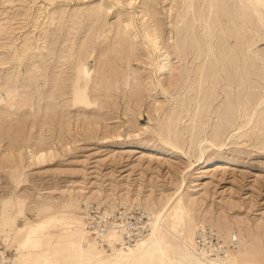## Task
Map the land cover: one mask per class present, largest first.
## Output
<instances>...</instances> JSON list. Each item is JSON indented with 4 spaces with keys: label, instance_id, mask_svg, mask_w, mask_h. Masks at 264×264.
I'll return each instance as SVG.
<instances>
[{
    "label": "rangeland",
    "instance_id": "374dc122",
    "mask_svg": "<svg viewBox=\"0 0 264 264\" xmlns=\"http://www.w3.org/2000/svg\"><path fill=\"white\" fill-rule=\"evenodd\" d=\"M129 1L0 0V264L44 262L42 254L47 248L56 252L53 262L44 264H78L77 258L65 253L69 243L65 235L76 228L78 218H82L87 238L95 242L97 250H103V255L111 253V246L102 236L108 230L119 231L121 241L112 245L128 252L150 233L151 206L155 204L159 209L168 198H180L190 210L186 220L194 225L192 239L196 231L198 252L204 249L212 260H225L227 253H233L238 264H264V72L251 75L253 92L248 89L246 97L255 98L254 103L246 113L243 107L237 108L236 125L217 142L225 143L220 150L204 139L210 140L213 134L217 118L212 111L224 103V84L216 89L218 99L201 123L203 143L189 130L196 106L193 100H188L182 112L184 119L175 127L177 138L164 133L161 127L166 119L162 112L179 109L177 105L185 96L194 97L190 82L194 69L206 58L197 60L189 55L182 60L184 57L175 58L171 53L173 68H180L183 76L190 78L179 92L163 94L159 83L169 74H160L156 67L159 60L143 30L144 25L153 24L163 44L173 52L176 44L183 42L175 33L183 24L172 22L170 12L175 15L176 9L171 7L181 0H147L145 4L133 0L132 5ZM102 2L106 7L99 15L106 26L93 32L89 13ZM141 12L146 14L144 19ZM120 19H134L136 38L128 34L126 54L134 50L138 59L123 64L125 83L118 81L112 91H92L90 78L100 80L94 64L97 51L114 41V26ZM260 29L255 22L253 26L245 25L249 39L263 38ZM92 32L94 40L85 52L90 56V65L85 67L80 60L73 75L74 93L79 99L73 102L71 91L54 100L42 99L36 91H43L47 85L42 77L33 83V88H23L28 83L29 70L43 76L56 71L48 66L56 59L43 60L39 53L54 47L57 56L70 41L79 44ZM51 35L58 41L46 46ZM255 45L246 48L244 55L263 68L264 39ZM8 82L16 88L9 97ZM86 92L91 94L89 100ZM133 92L137 94L135 98L131 96ZM25 94L30 98L26 105H5L9 99H23ZM147 145L171 154L145 153L141 146ZM198 147H202L204 155ZM218 155L229 159L207 167L198 177L199 168L205 166L203 160ZM183 234L190 244L185 229ZM179 237L177 234L170 238V244L185 249Z\"/></svg>",
    "mask_w": 264,
    "mask_h": 264
},
{
    "label": "bare ground",
    "instance_id": "6f19581e",
    "mask_svg": "<svg viewBox=\"0 0 264 264\" xmlns=\"http://www.w3.org/2000/svg\"><path fill=\"white\" fill-rule=\"evenodd\" d=\"M132 1L133 0H130L128 4L130 5L131 3H134ZM142 1L144 4L148 3L147 0ZM51 2H53V0H51ZM116 4L118 3L116 2ZM99 5L97 8L93 9V12L91 11L89 13L88 17L92 27H94L93 32L101 30L106 26L104 18L101 17L102 19H100L99 15L102 12L101 9L106 7V5L104 2ZM174 7L176 9V13L175 15H171L172 13L170 12L171 21L177 23L181 22L183 24L175 32L178 33L176 35H180L183 38V42L177 43L173 52L169 51V46H165L163 44L158 34V29L153 24L144 25L143 30L147 39L152 44L151 46L154 50L153 52L159 60L160 64L156 67H159L160 74H169V76L164 77L161 82L159 81L161 89L160 91H163V94L164 92L169 93L171 90H176L179 92L185 88L186 81L188 78H190L189 75L185 78L180 68H173L170 58L171 53L175 56V58H179L180 56L184 57L182 60H185V58L187 56L189 57V55H193L197 60L204 57V59L206 58V61L194 69V78L191 80V84L189 86L190 89L195 91L193 95L194 97L191 99L190 97L185 96V98L182 99L177 105L179 109H172L168 112H162L164 118L166 119V124L162 125L161 128L164 133H172L175 135V132L177 131L175 129L176 125L181 119H184L182 112L184 109H187V104H189L188 100H193L196 106L195 110L193 108V112L191 114V126L189 130L191 133H193L192 136H195V133L197 138H199V142H201L203 140V136L200 137V134L204 131L202 128L203 124L201 125V123L204 121L205 116L208 115L207 113L210 111V106L218 99L216 89L224 84L225 88L222 89V93L225 98L224 103L212 111V113L217 118V123H214L215 125H213L215 127L212 131L213 134L211 139L208 140L207 137L204 139L205 143L215 146V148L217 147V150H220L219 148H221L225 143L221 145L217 142L222 139V134L224 135L228 128H232L236 125L237 108L240 106L243 107L245 109L244 113H246L247 109H249L248 107L254 103L255 98L252 99V97H246V91L248 89L252 91L250 84L251 75L257 74V72L259 73L260 70L264 72L263 66V68H260L258 67L259 65L256 66L255 64L249 62L244 55L246 48H250L251 46L255 45L256 42L264 39V0H181L180 2L177 1L173 3L171 10ZM179 8L181 9L180 11ZM145 15L146 14H144V12H141V18L144 19ZM133 20L120 19V21L115 24L116 26H114V29L116 30L114 33V41L98 49V59L95 60L94 64L97 66L98 77L100 80L94 81L93 78H90V90L93 91L98 89L101 91L104 88H108V91H112L114 89L112 87L116 85L118 81L120 84L125 83L127 74L123 71V64L127 61L132 62L138 59L134 50L133 52H129V55L126 54V49H128L129 43L128 34H133V37L136 38V34L132 30ZM253 22H255L256 26L262 30L263 38H259L258 41L254 40V38L249 39V36L246 35L245 25L252 24L253 26ZM91 25L88 26V29H90ZM93 32L90 37L82 40L79 44L78 42L70 41L69 44L60 50V53L58 54L59 56H56V50H54V47L53 49H46L44 53H39L41 54V59L43 60L44 57H54L56 59V62L53 65L50 64V62L49 64L47 63L49 68L55 67L56 71L53 72L52 75L43 76V74L37 73L36 70H29L27 73L28 76L26 77L28 83H26L23 88H33V83L39 81V78L42 77L43 80H46L47 82L45 89L41 91L40 88H36V91L40 93L39 96L41 95L42 99L50 98L54 100L56 97H64L67 93H70V91L72 92L73 102L74 99H79L78 94L74 93V90L76 89V81L74 80L73 76L75 65L80 60H82L85 67L90 65V56L89 54H85V52L88 51V48L91 46V43L94 40L93 38L95 33ZM46 34L47 32H45L42 39H45ZM57 41L58 40H54L53 35H51V38L47 40L46 46ZM25 45L29 46L30 42ZM144 48L147 49V47ZM6 85V91L8 92L9 97V94L15 92L16 88L14 83L8 82ZM137 87L140 88L139 86ZM234 87L237 89L236 92L232 91ZM121 94L124 95L122 91ZM131 94V96H134V98L137 96V94L134 92ZM23 97V99L17 101L9 99L5 105L7 107L13 105L18 106L20 103L26 105L30 98L26 94ZM86 97L89 100L91 94L86 92L85 98ZM161 98L162 97H160V99ZM191 103L193 102L191 101ZM49 105L50 104H46L47 108L51 109ZM159 108L160 106L156 108L155 111L159 110ZM235 131L236 130H234V132ZM175 136L177 138V135ZM141 148L145 153L152 154L156 152L166 155L171 154V152H165L162 148L155 146L147 145L141 146ZM198 148H200L202 151L201 155H204L202 147ZM38 156L39 159L41 156H43V153ZM228 159L229 157L227 156H214L204 159L202 163H205V166L200 165L201 167L197 172L199 173L198 177L203 176V174L207 171V167L226 163ZM192 163H189V167H192ZM150 214L152 216L149 223L150 233L142 242L140 241V243H137L134 248L129 249L128 252L118 250L112 245L120 239L118 234L119 231H105L102 234L103 239L109 246H111V253L108 255H103V250H97L95 247V242H92L87 238V233L82 230V218H78L74 222L76 228L74 230L68 231L65 235V237L69 239L68 246H66L67 252L65 253L69 254V257L77 258L78 264H238L237 260L233 259L236 258V256H233V253L228 254L227 251V254L225 253V260L221 261L210 259L205 255L203 250L199 252L197 251L199 247L197 246V242L194 239L196 231L192 239L194 225L190 221L186 220L189 218L190 210L185 207L180 198L176 201L168 198L166 202L160 205L159 209L155 208V204H153L150 208ZM168 217H171L170 220ZM200 227H203V224ZM184 229L186 230L187 236L191 238L190 244H188L187 240L185 239V235L183 234ZM177 234L180 236L179 239L185 244V249L170 244V238L175 237V235L177 236ZM43 236L44 234L40 235L41 241L44 238ZM55 252L56 250H50L47 248L42 254L45 258V261L42 262L41 260H34L32 264H44L46 262L52 263Z\"/></svg>",
    "mask_w": 264,
    "mask_h": 264
},
{
    "label": "built area",
    "instance_id": "2783aa9c",
    "mask_svg": "<svg viewBox=\"0 0 264 264\" xmlns=\"http://www.w3.org/2000/svg\"><path fill=\"white\" fill-rule=\"evenodd\" d=\"M199 247V246H198ZM200 249V248H199ZM203 250V252H205V250L204 249H202ZM201 251V250H200ZM206 253V252H205Z\"/></svg>",
    "mask_w": 264,
    "mask_h": 264
}]
</instances>
